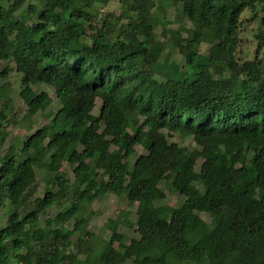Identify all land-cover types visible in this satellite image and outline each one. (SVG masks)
I'll return each mask as SVG.
<instances>
[{"label": "trees", "instance_id": "1", "mask_svg": "<svg viewBox=\"0 0 264 264\" xmlns=\"http://www.w3.org/2000/svg\"><path fill=\"white\" fill-rule=\"evenodd\" d=\"M28 1L0 0V63L13 61L22 74L26 119L53 103L39 83L61 106L20 151L13 144L0 156V264H264V0H173L193 25L174 39L186 71H165L158 59L163 21L154 0H130L103 20L95 2L110 0H39L18 15ZM247 9L256 47L241 59ZM68 21L86 25L91 40L80 46ZM202 42L211 43L208 57L197 51ZM9 72L0 69V79ZM1 98L0 147L11 102L3 85ZM175 133L198 147L171 141ZM137 146L146 152L132 163ZM38 167L54 173L53 184L33 198ZM163 181L185 196L181 206L155 204ZM108 192L138 202V237L127 242L110 220V238L92 246L90 206ZM64 202L55 217L62 226L48 219L43 227L47 208ZM72 219V229L64 226Z\"/></svg>", "mask_w": 264, "mask_h": 264}, {"label": "rangeland", "instance_id": "2", "mask_svg": "<svg viewBox=\"0 0 264 264\" xmlns=\"http://www.w3.org/2000/svg\"><path fill=\"white\" fill-rule=\"evenodd\" d=\"M130 0H110L108 3H103L101 1L95 2L94 14L101 20H103L106 14L113 12L115 15H121V12L127 7V3ZM39 0H29L26 5H24L19 11L18 15L25 12L29 7V4H38ZM155 7L154 11L163 21L156 28V40L163 43L162 52L158 55V59L163 65L165 71L171 69L174 66H178L179 71H186L187 65L184 55L181 53L179 48L174 45L175 37L183 38L186 37L189 32L187 28H191L193 25L188 18L182 12V3H175L173 0H154ZM259 17L264 14V10L261 11V5H258ZM251 10L247 9L242 15L241 19L243 26L248 30L244 32L242 37L245 39V43L242 47V52L239 55L241 59L251 58L254 54V49L256 43L254 40V33L256 32L257 23L250 20ZM122 21H126L124 17ZM77 24V25H75ZM69 26H74L72 29L81 33L80 46L82 44L88 43L91 40L92 31L88 30L86 25H78V23L73 21H68ZM252 29V31H251ZM83 31V32H82ZM211 43L202 42L197 49L198 53L203 57L209 56V50ZM10 69L9 75L5 78L0 79V85L6 88V94L10 98L11 102L9 104L7 113V120L2 122V128L6 132V140L0 147V156H2L10 145L17 144V151L22 146V143L27 139L29 135L41 128L43 125L50 122L54 113L61 106L59 99L57 98L56 91L53 87L47 84H37L35 90L40 92L42 90L47 91L53 98V103L46 109L39 111L30 119H26L24 114L27 110L26 102L20 96V84L22 74L16 70L15 63L13 61H2L0 63V69L4 67ZM216 76V75H215ZM155 77L164 82L165 84H170V80L163 75L156 74ZM4 98L0 99V110L5 108ZM101 101H97V107L94 110L95 113L98 111ZM171 141H176L183 148L194 149L197 148L192 136L182 135L180 133H175L173 136L169 137ZM146 151L141 146H137L136 154L133 155L130 160L133 163L138 154L145 153ZM200 162L197 165L199 170ZM65 171L66 177L73 178L72 167L65 163L62 168ZM37 182L38 188L33 198L37 196H43L45 193V188L47 185L53 184L52 180L54 173L49 172L45 167L37 168ZM163 186L165 191V197L157 199L155 201L156 205H170L173 207H179L185 200V196L175 193L170 189L169 183L163 181L160 184ZM201 188H203L200 185ZM57 185H53V189L56 190ZM69 206L68 202H64L62 205H53L47 208L46 212L41 217V225L46 227L48 219L54 220L53 226H62V221L55 219L56 215L60 210L64 211ZM137 206L138 202H130L126 196H118L114 193L108 192L103 196L95 200L91 206L90 210L93 211L88 222V229L93 232L94 237L90 238V245H99L103 241L108 240L112 235V223L110 220H117V231L124 234L125 240L130 241L133 237H138V233L135 230L134 223L137 220ZM200 217L206 222L210 223L213 215L207 212H199ZM4 221V220H3ZM0 221V225L3 223ZM64 226L72 229L74 226V220H70L65 223ZM73 246L72 248L77 251V237L74 235L72 237ZM81 242H84L82 240ZM117 244V243H116ZM81 258L84 254H79ZM130 260H125L124 264H130Z\"/></svg>", "mask_w": 264, "mask_h": 264}]
</instances>
